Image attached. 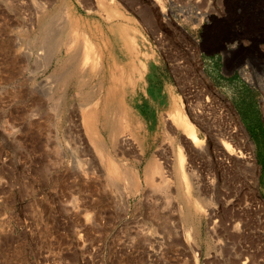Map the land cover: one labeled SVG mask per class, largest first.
<instances>
[{
	"label": "rangeland",
	"instance_id": "374dc122",
	"mask_svg": "<svg viewBox=\"0 0 264 264\" xmlns=\"http://www.w3.org/2000/svg\"><path fill=\"white\" fill-rule=\"evenodd\" d=\"M70 14L98 26L123 60L110 27H132L146 64L132 107L153 132L148 154L160 147L165 113L187 111L195 89L216 122L212 136L192 119L199 137L218 150L214 139L235 125L221 96L252 141L255 171L195 158L196 209L180 201L173 161L168 199L158 190L157 201L132 196L124 209L125 182L100 184L92 171L99 154L77 142L78 114L98 85L77 84L80 38ZM227 140L235 153L251 150L239 135ZM0 264H264V0H0Z\"/></svg>",
	"mask_w": 264,
	"mask_h": 264
},
{
	"label": "bare ground",
	"instance_id": "6f19581e",
	"mask_svg": "<svg viewBox=\"0 0 264 264\" xmlns=\"http://www.w3.org/2000/svg\"><path fill=\"white\" fill-rule=\"evenodd\" d=\"M106 8L109 11L113 10L116 16L121 15L115 5L114 7L107 5ZM70 16L71 29L80 38L77 84L82 83L84 77H88L89 80L95 79L98 85L93 97L95 99L93 105L81 109L78 114L77 129H75L77 142L88 147L91 154H99L100 162H95L92 158V171L97 175L100 184L104 181L115 185L118 179L125 182L126 191L120 196L124 209L129 208L132 196L143 195L151 201H157L155 192L158 190L165 192V198L168 199L172 177L168 166L173 161L178 177V191L184 197L180 201L190 202L196 206V209L200 208L202 199L198 190L200 166L195 158L207 154L210 159L217 160L224 170L230 169L234 163L245 170L255 171L257 167L252 153V141L242 123L239 122L236 112L231 111V105L221 96L219 98L225 102L226 106L223 107V111L226 109L229 116L235 120L234 126H226L227 139L239 135L242 143L251 150L240 149L237 150L238 153H235L227 139L218 142L215 138L217 150L214 146H207L205 140L199 137L192 119L206 126L207 134L212 136L214 135L213 123L216 122L215 115L210 111L211 105L207 103L199 105L196 95H192L195 89H190L187 95V111L175 105L165 113L160 147L157 153H153L152 149L148 154L149 149L153 148V132L151 133L149 126L142 122L138 116L140 114H136L132 107L137 95L144 90L143 70L146 67L145 62L135 55L138 48L135 44V36L130 33L132 27L121 26L118 22L110 27L122 43V53H126L123 60L116 52L108 51L109 37H106L98 26L91 25L75 15L70 14ZM255 19L250 16L246 21L253 27L256 24ZM126 35L133 47L123 51L127 43L124 40ZM87 72L90 74L86 75ZM201 77L208 82L210 88H213L204 74H201ZM245 77L252 81L249 73H246ZM204 99L207 100V97ZM169 150H172L170 155L167 154ZM221 151L223 158L218 154ZM191 184L192 188H196L194 195L191 193ZM113 190L119 191L120 188H113ZM185 235L188 242H191V232L187 230Z\"/></svg>",
	"mask_w": 264,
	"mask_h": 264
}]
</instances>
